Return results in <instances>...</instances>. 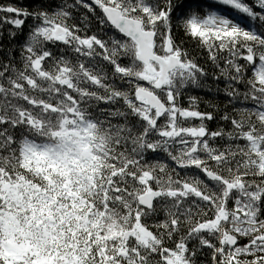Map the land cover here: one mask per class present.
Here are the masks:
<instances>
[{"label":"trees","instance_id":"obj_1","mask_svg":"<svg viewBox=\"0 0 264 264\" xmlns=\"http://www.w3.org/2000/svg\"><path fill=\"white\" fill-rule=\"evenodd\" d=\"M260 1L239 0L236 9L254 23L229 13L234 31L203 37L191 22H215L222 9L208 0H0V264L7 220L57 263L214 264L219 226L264 218ZM106 4L154 30L158 54L169 35L186 67L162 87L146 80L135 43L108 23ZM141 85L174 115L139 102ZM82 124L94 147L87 161L86 152L63 164L43 156L64 149L67 126L80 132ZM148 189L162 192L150 209L138 202ZM113 224L141 226L144 235L125 238L119 251L110 244L104 260L99 235ZM226 232L246 243L264 228Z\"/></svg>","mask_w":264,"mask_h":264},{"label":"rangeland","instance_id":"obj_2","mask_svg":"<svg viewBox=\"0 0 264 264\" xmlns=\"http://www.w3.org/2000/svg\"><path fill=\"white\" fill-rule=\"evenodd\" d=\"M209 3L212 5H215L220 8H224V6H227L230 9L236 10L238 7L241 8L239 0H208ZM215 2H218L219 4L223 5V7L219 4H216ZM244 4V3H243ZM258 4V7L260 11L257 12V16H259V20L264 22V0L260 1ZM163 16V15H162ZM229 16V15H227ZM243 16L246 20H249L250 22L254 23L255 18L250 19L248 15H240ZM215 22L211 21H193L191 22V28L192 32L196 35L206 37L207 33L210 30H218L222 32H231L234 31L235 28H237L234 23H229L228 21L224 20L221 15H218ZM220 19V20H219ZM240 30V28H239ZM245 30V28H242L241 31ZM54 31V29H53ZM171 82L170 76L166 80L165 84H169ZM149 88V87H147ZM151 89V88H149ZM145 101V100H144ZM150 109H153L149 104L147 105ZM173 106V105H172ZM176 107L171 106L168 107V113L174 115L173 109ZM172 111V112H171ZM80 132H74L70 131L69 127L67 126L64 134L68 138V141L64 147V149H54L51 151H47L46 153L43 154V156H48L51 158L54 162H57V164H63L64 161L66 160H72L75 162L76 156L80 154H84V152L88 151L89 155L84 156L86 159L84 161H87L93 154L94 147L92 145L89 147V136H90V128L87 124H82L78 128ZM190 132V131H187ZM192 133L195 134H202V131H191ZM190 132V133H191ZM97 151L100 153H105L103 148L100 146H97ZM33 153V150H32ZM34 154L37 156V153L34 152ZM77 163V160H76ZM15 186H9L5 185L4 189L9 191V194H12L15 192ZM7 191V192H8ZM85 220H87V215L84 217ZM245 223L244 229H258V228H264V218L263 219H256L254 215L252 214L251 218H244L242 219ZM8 220L3 223L1 226L2 232L5 234V237L3 236L1 238V243L3 245V250L5 253L6 261L5 264H71V262L67 261H58L56 258H47L43 255H40L37 251V245L33 243L31 240L27 239H19L18 236H15L14 234L18 230L15 228L14 225H11ZM218 220L216 221V223ZM134 230V234L137 236L141 235V240L142 236L144 235L143 228L141 226H135L133 229L129 228H124L123 226L113 224L112 226L110 225L109 228L107 229V232L105 234L99 235V238L101 239V250H100V256L106 260L107 256L109 257L110 254L112 253V248L110 244L113 245V247H117V251L121 249L123 245L126 244V239L130 235L125 236V233ZM136 231V232H135ZM27 232V231H26ZM262 235V234H261ZM1 237V236H0ZM172 262L173 259L171 260ZM257 264V263H255Z\"/></svg>","mask_w":264,"mask_h":264},{"label":"water","instance_id":"obj_3","mask_svg":"<svg viewBox=\"0 0 264 264\" xmlns=\"http://www.w3.org/2000/svg\"><path fill=\"white\" fill-rule=\"evenodd\" d=\"M104 14L108 20V22L116 27L123 35L130 38L133 42L136 43L137 51L136 56L139 60L143 61L149 68L150 72L153 73L151 61H155L160 64L161 70L159 71L160 76L158 79V83L163 85L166 78L168 77V73L171 70H174L177 67L183 66V63L180 61V57L173 55L172 50L173 47L170 42V38H167V52L171 53L168 58H162L155 54L154 52V42H155V31L144 28V24L141 20L126 16L122 13V10L112 7V6H104L103 7ZM66 30L61 26H57L55 33L60 35L65 33ZM137 95L139 100H146L147 104H149L152 108H156L158 111H166L167 106L164 102L156 95L154 92H151L144 88H139L137 90ZM197 146H195L194 150ZM206 174L211 179H220V177L213 172L206 171ZM161 194L160 191L151 190L148 192L142 193L138 200L142 206L145 208H151L153 206L154 200ZM133 233V231H129L126 233ZM234 237L229 235L228 242L234 243Z\"/></svg>","mask_w":264,"mask_h":264},{"label":"built area","instance_id":"obj_4","mask_svg":"<svg viewBox=\"0 0 264 264\" xmlns=\"http://www.w3.org/2000/svg\"><path fill=\"white\" fill-rule=\"evenodd\" d=\"M255 263L260 264L261 261L260 260H252V261H249L248 264H255Z\"/></svg>","mask_w":264,"mask_h":264},{"label":"flooded vegetation","instance_id":"obj_5","mask_svg":"<svg viewBox=\"0 0 264 264\" xmlns=\"http://www.w3.org/2000/svg\"><path fill=\"white\" fill-rule=\"evenodd\" d=\"M157 65V64H156Z\"/></svg>","mask_w":264,"mask_h":264}]
</instances>
